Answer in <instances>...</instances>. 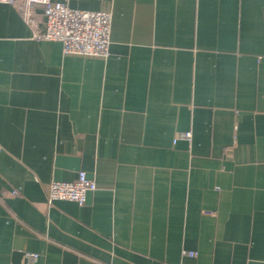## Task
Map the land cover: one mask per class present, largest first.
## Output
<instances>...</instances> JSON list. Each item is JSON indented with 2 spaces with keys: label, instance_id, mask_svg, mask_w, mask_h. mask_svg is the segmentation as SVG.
I'll return each mask as SVG.
<instances>
[{
  "label": "crops",
  "instance_id": "obj_1",
  "mask_svg": "<svg viewBox=\"0 0 264 264\" xmlns=\"http://www.w3.org/2000/svg\"><path fill=\"white\" fill-rule=\"evenodd\" d=\"M55 1L110 11V54L0 0V264H264V0Z\"/></svg>",
  "mask_w": 264,
  "mask_h": 264
},
{
  "label": "built area",
  "instance_id": "obj_2",
  "mask_svg": "<svg viewBox=\"0 0 264 264\" xmlns=\"http://www.w3.org/2000/svg\"><path fill=\"white\" fill-rule=\"evenodd\" d=\"M16 5L33 27L34 36L60 40L67 54L106 58L110 54L112 14L106 10H83L70 7L65 2L55 0H2ZM40 6L45 16L41 25L35 19L36 8ZM182 137L192 138L190 131ZM97 184L82 170L74 181L53 180L49 184L48 199L74 200L84 204L89 192L96 190ZM16 192V191H14ZM190 254H195L190 252ZM31 258L38 254L27 252ZM95 264H104L95 262Z\"/></svg>",
  "mask_w": 264,
  "mask_h": 264
}]
</instances>
